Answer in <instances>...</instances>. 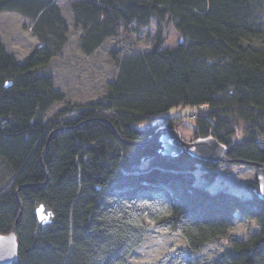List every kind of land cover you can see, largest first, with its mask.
<instances>
[{"label": "trees", "instance_id": "16d2710c", "mask_svg": "<svg viewBox=\"0 0 264 264\" xmlns=\"http://www.w3.org/2000/svg\"><path fill=\"white\" fill-rule=\"evenodd\" d=\"M54 2L0 0V13L30 19L41 41L22 64L0 39V156L14 174L0 191V235L16 232L13 264H127L145 240L146 220L178 232L183 253L194 256L225 237L238 216L257 222L259 234L232 240L211 264H264L258 183L248 185L246 198L199 188L198 168L213 183L219 165L187 151L164 156L158 135L165 126L212 137L227 147L225 164L264 163L257 143L264 136V47L250 43L264 35V0H71L87 55L121 28L138 31L152 20L159 32L173 23L180 39L163 49L159 33L151 52L117 62L119 76L103 98L46 120L65 99L45 71L55 56L47 45L65 37L67 26ZM110 55L118 59L117 51ZM219 58L230 62L210 64ZM179 108L192 110L190 127L182 115L165 119ZM66 114L76 118L64 122ZM41 204L54 215L49 226L35 214Z\"/></svg>", "mask_w": 264, "mask_h": 264}, {"label": "rangeland", "instance_id": "374dc122", "mask_svg": "<svg viewBox=\"0 0 264 264\" xmlns=\"http://www.w3.org/2000/svg\"><path fill=\"white\" fill-rule=\"evenodd\" d=\"M53 4H56L55 6L64 17L67 26L64 31L65 37L51 41L47 45L55 56L45 71L53 74L55 87L64 94L65 99L62 103L52 107L46 120L55 117L66 106L89 104L103 98L107 94L108 84L116 81L119 76L120 69L117 62L127 56L151 52L155 47L159 33H162L164 38L163 49H173L179 43L180 35L173 23L166 21L162 32H159L158 23L152 20L150 25L138 31L135 25L121 28L117 37L108 39L103 47L93 54L87 55L80 40L82 30L75 26L70 8L71 0H55ZM34 27V22L18 12L0 13V39L7 52L22 64L41 45L38 32ZM55 43H60L62 46H56ZM250 43L264 47V35L259 41ZM114 50L118 55L116 60L110 55ZM229 62V58H219L210 61V64L224 65ZM191 111V109L189 111L183 108L175 109L169 113L170 117H165V119L172 118V116L179 118L177 115H182V124L190 127L193 124L190 123ZM59 118L68 122L74 120L76 115L66 114ZM163 128L168 127L163 126ZM171 130L178 131L187 143L203 139L202 137L194 139L192 133L183 132L177 128ZM239 135H241L240 130ZM242 138L244 135L240 137V139ZM257 143L264 147V136H258ZM225 161L215 164L219 166L215 171L216 180L213 183H210L205 178L203 170L198 168L195 172V185L207 189L213 194L225 191L242 198L250 197L251 193L247 187L257 182L258 169L245 164H225ZM13 179L12 170L0 156V191L7 188ZM46 210L52 212L47 207ZM146 225L148 232L145 240L128 256L127 264H211L230 247L232 240L247 242L260 232L257 222L238 216L233 228L228 231L225 237L210 242L197 255L187 256L183 253L187 247L186 240L178 232H169L165 227L156 226L147 220Z\"/></svg>", "mask_w": 264, "mask_h": 264}, {"label": "water", "instance_id": "95a60500", "mask_svg": "<svg viewBox=\"0 0 264 264\" xmlns=\"http://www.w3.org/2000/svg\"><path fill=\"white\" fill-rule=\"evenodd\" d=\"M158 135L161 136V154L164 156H177L180 155L183 150H186L199 161L219 164L226 160L227 147L215 138H203L187 143L182 139V135L178 131L169 128L159 130ZM174 141H176L179 146L174 143ZM242 163L258 169V198L264 202V163ZM35 214L41 226H49L54 221L53 213L47 211L44 204H41L36 209ZM18 254L19 244L15 230L7 235H0V264H13L14 262H17Z\"/></svg>", "mask_w": 264, "mask_h": 264}, {"label": "bare ground", "instance_id": "6f19581e", "mask_svg": "<svg viewBox=\"0 0 264 264\" xmlns=\"http://www.w3.org/2000/svg\"><path fill=\"white\" fill-rule=\"evenodd\" d=\"M170 117V116H169ZM162 129H164V128H162ZM176 131V130H175ZM258 193H259V191H258Z\"/></svg>", "mask_w": 264, "mask_h": 264}, {"label": "flooded vegetation", "instance_id": "af4514ba", "mask_svg": "<svg viewBox=\"0 0 264 264\" xmlns=\"http://www.w3.org/2000/svg\"><path fill=\"white\" fill-rule=\"evenodd\" d=\"M176 143V142H175Z\"/></svg>", "mask_w": 264, "mask_h": 264}]
</instances>
